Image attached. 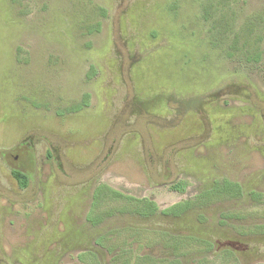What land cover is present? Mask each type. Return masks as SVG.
Wrapping results in <instances>:
<instances>
[{"label":"rangeland","instance_id":"374dc122","mask_svg":"<svg viewBox=\"0 0 264 264\" xmlns=\"http://www.w3.org/2000/svg\"><path fill=\"white\" fill-rule=\"evenodd\" d=\"M0 264H264V0H0Z\"/></svg>","mask_w":264,"mask_h":264},{"label":"trees","instance_id":"16d2710c","mask_svg":"<svg viewBox=\"0 0 264 264\" xmlns=\"http://www.w3.org/2000/svg\"><path fill=\"white\" fill-rule=\"evenodd\" d=\"M11 172H12L13 177L15 178V180L17 181V183L19 184V186L21 188H25L28 185V182H29V175L28 174H26L25 172H22L21 170H18V169H13ZM173 208H174V206L169 207V208L165 209L163 212L168 213L171 210H174ZM174 213H175V211H174Z\"/></svg>","mask_w":264,"mask_h":264}]
</instances>
